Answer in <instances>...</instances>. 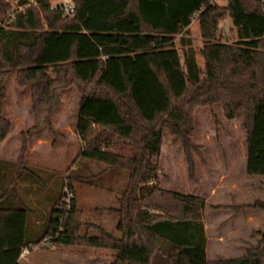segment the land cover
I'll return each mask as SVG.
<instances>
[{
    "label": "trees",
    "instance_id": "obj_1",
    "mask_svg": "<svg viewBox=\"0 0 264 264\" xmlns=\"http://www.w3.org/2000/svg\"><path fill=\"white\" fill-rule=\"evenodd\" d=\"M51 1L24 2L12 23L0 25V143L11 129L1 113L9 70L30 91L32 130L51 129L58 92L75 84L78 164L128 174L113 210L120 236L97 225V234L80 235L86 224L72 173L28 166L23 134L19 158L0 159V264H20L22 248L44 240L110 249L111 264H264V233L241 258L207 260L204 200L160 188L157 164L167 129L181 141L196 184L193 154L201 155L191 143L192 114L220 103L226 118L246 129V174L264 176V0H226L224 7L208 0H73L72 18L50 9ZM227 19L232 41L220 26ZM193 20L202 66L189 37ZM66 189L69 209L62 208ZM253 207L264 211V203Z\"/></svg>",
    "mask_w": 264,
    "mask_h": 264
},
{
    "label": "rangeland",
    "instance_id": "obj_2",
    "mask_svg": "<svg viewBox=\"0 0 264 264\" xmlns=\"http://www.w3.org/2000/svg\"><path fill=\"white\" fill-rule=\"evenodd\" d=\"M24 2L28 5L33 4V0H0V25L12 23L17 12L24 11ZM58 2L59 0H52L50 5ZM226 3V0H217L216 4L224 7ZM38 17L43 23L41 12H38ZM193 22L196 21L193 20ZM230 23L227 19L221 21L220 26L224 32L229 33L228 38L232 41L235 40V33ZM189 37L192 40V47L197 52V59L202 58L199 53L201 38L195 24L192 26ZM175 44L179 45V37L176 38ZM180 56L182 58L181 53ZM3 86L6 96L2 102L1 113L11 123V129L5 141L0 144V156L16 158L18 152L20 155L22 135L27 134L26 149L23 152L25 163L27 160L29 164L40 168L46 167L44 169L56 171L61 175L72 173L76 206L81 212L82 223L86 224L80 235L97 234L93 230V226L97 225L118 238L120 233H117L115 228L119 217L113 210L119 206L117 198L130 184L128 174L122 170L108 169L100 163L87 161L81 162V168L86 171L84 178H79L74 169L73 158L80 144L72 136V132L75 129V118L81 98L80 89L75 84L61 89L58 92L60 106L48 117L51 129L45 127L32 130L35 122L32 116L30 91L16 83V70L7 72ZM192 116L194 133L191 143L199 148L196 153L201 155V158H198L193 154L195 172L198 171L201 174L202 166H205L207 161L230 163L232 159L241 161L240 159L246 155V129L242 127L241 120L226 118L222 104L196 108ZM163 133L161 152L157 160L158 185L163 190L191 194L196 190L198 182L195 184L188 178V164L183 145L167 129L163 130ZM30 140L32 150L29 152ZM28 163L26 164L30 166ZM253 178V184H264V176ZM257 190L256 188L250 196L252 201L259 199L263 201L264 194L257 193ZM260 190L264 191V189ZM50 246L52 250L41 247L26 255L20 260V264H111L114 260V252L110 249L91 248L84 242H78L70 247L51 243Z\"/></svg>",
    "mask_w": 264,
    "mask_h": 264
},
{
    "label": "crops",
    "instance_id": "obj_3",
    "mask_svg": "<svg viewBox=\"0 0 264 264\" xmlns=\"http://www.w3.org/2000/svg\"><path fill=\"white\" fill-rule=\"evenodd\" d=\"M194 24L199 33L197 22H193L189 30H192ZM197 61L199 65L203 64L202 58L197 59ZM72 136L80 144L75 131L72 132ZM37 142L44 143L38 140ZM31 150L30 140L28 151ZM78 151L79 147H77L73 158L74 169L79 178H84L86 171L81 168V163L78 164ZM246 156L247 151L246 155L240 159L241 161L233 159L230 163L224 161L210 163L207 161V164L202 166V173L196 172L198 180L196 190L187 194L200 197L205 202L202 212L206 236V258L209 261L233 260L243 257L246 251L258 244L261 234L264 233V211L258 207H253L259 203L263 204L264 200L252 201L250 197L256 188L258 189L256 192L263 195L264 191L262 192L260 189H264V184H253L254 176L246 174ZM214 157L223 158L222 156ZM18 158L19 152L16 158L0 156V159L8 161H16ZM26 163H28L27 160Z\"/></svg>",
    "mask_w": 264,
    "mask_h": 264
},
{
    "label": "built area",
    "instance_id": "obj_4",
    "mask_svg": "<svg viewBox=\"0 0 264 264\" xmlns=\"http://www.w3.org/2000/svg\"><path fill=\"white\" fill-rule=\"evenodd\" d=\"M207 2L208 4L214 5L217 3V0H208ZM54 8L60 9L63 16L68 17V18H72L75 14L73 0H59L57 4L50 5V9H54ZM65 194L66 196L63 200L64 202L62 204V208L69 209L70 204H71L70 199L72 198V193L66 189ZM41 247L52 250L49 241L44 240L38 245L22 248V252L20 254L19 259H23L26 255L30 254L31 252L37 251Z\"/></svg>",
    "mask_w": 264,
    "mask_h": 264
}]
</instances>
